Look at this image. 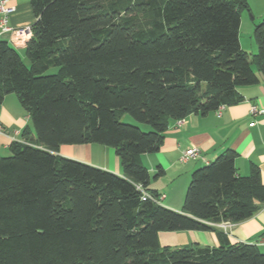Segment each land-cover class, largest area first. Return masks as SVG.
I'll return each mask as SVG.
<instances>
[{"label":"trees","instance_id":"1","mask_svg":"<svg viewBox=\"0 0 264 264\" xmlns=\"http://www.w3.org/2000/svg\"><path fill=\"white\" fill-rule=\"evenodd\" d=\"M30 3L29 65L0 40V104L15 95L32 123L0 156V264H264L257 245L221 233L215 248L159 240L253 217L264 207L258 166L239 175L228 149L192 173L178 212L161 204L143 163L170 123L238 105L240 87L264 80V21L256 56L240 44L247 0ZM86 144L114 149L123 176L59 155Z\"/></svg>","mask_w":264,"mask_h":264},{"label":"crops","instance_id":"2","mask_svg":"<svg viewBox=\"0 0 264 264\" xmlns=\"http://www.w3.org/2000/svg\"><path fill=\"white\" fill-rule=\"evenodd\" d=\"M247 3L248 9L242 10L240 44L243 51L256 56L258 49L253 35L256 26L264 21V0H247ZM8 5L15 9L9 18L11 26L21 28L34 25L36 19L30 0H8ZM0 40L13 45L10 36L2 35L1 29ZM18 51L21 54L25 49L18 48ZM253 67L257 70L255 65ZM238 91L244 101L224 107L221 116L217 112L206 116L191 115L181 125L170 123L161 150L143 157L151 177L149 187L161 196L163 206L182 212L192 173L210 164L228 149L238 154L236 169L239 175L247 176L254 164L259 167L264 184V80L254 86L240 87ZM15 97L9 95L0 104V126L5 129V134L0 135V156L10 153V145L15 141L21 142L24 129L32 127L30 117ZM253 106L263 113L253 116ZM191 148L199 149L200 156L182 163L183 152ZM59 155L123 176L120 159L115 150L109 147L97 144L68 145L60 148ZM159 167L163 168L164 175L158 178ZM213 226L214 232L161 233L160 244L175 249L192 245L215 248L220 246L218 233H221L231 245L253 244L264 253V207L242 223Z\"/></svg>","mask_w":264,"mask_h":264},{"label":"built area","instance_id":"3","mask_svg":"<svg viewBox=\"0 0 264 264\" xmlns=\"http://www.w3.org/2000/svg\"><path fill=\"white\" fill-rule=\"evenodd\" d=\"M15 9L8 5V0H0V15H1V22H0V29L2 35H9L11 43L18 49V48H26L28 42L33 37V29L32 26L26 27H13L9 23L10 16L14 13ZM221 108L217 115L221 116ZM263 112L260 111L257 107L253 106L251 109V114L253 116H257L262 114ZM183 121H178L177 124L181 125ZM5 134V129L0 126V135ZM200 156V150L197 148H191L183 152L181 156L182 163H188L192 160H196ZM162 200V198H161Z\"/></svg>","mask_w":264,"mask_h":264},{"label":"rangeland","instance_id":"4","mask_svg":"<svg viewBox=\"0 0 264 264\" xmlns=\"http://www.w3.org/2000/svg\"><path fill=\"white\" fill-rule=\"evenodd\" d=\"M21 55L24 57V59H25V62L27 63V65H29V62L27 61V59H26V57H25V52H21ZM14 97H15V95H14ZM16 98V97H15ZM122 122L123 123H126V124H131V125H134V126H141L139 123H137L131 116H129V115H125L124 117H123V119H122ZM147 126V125H146ZM146 130H148L149 131V128H147ZM101 146V145H100ZM3 155V157H7V156H10V153L9 152H7V153H4V154H2Z\"/></svg>","mask_w":264,"mask_h":264}]
</instances>
